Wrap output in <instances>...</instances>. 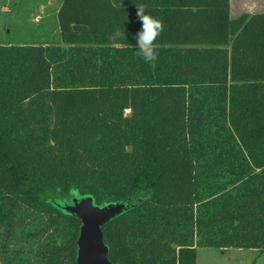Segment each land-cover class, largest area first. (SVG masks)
Returning <instances> with one entry per match:
<instances>
[{
  "label": "trees",
  "instance_id": "obj_1",
  "mask_svg": "<svg viewBox=\"0 0 264 264\" xmlns=\"http://www.w3.org/2000/svg\"><path fill=\"white\" fill-rule=\"evenodd\" d=\"M136 4L163 22L154 62ZM56 19V39L0 40V264H76L73 193L131 203L101 226L112 264L264 251V11L61 0Z\"/></svg>",
  "mask_w": 264,
  "mask_h": 264
},
{
  "label": "rangeland",
  "instance_id": "obj_2",
  "mask_svg": "<svg viewBox=\"0 0 264 264\" xmlns=\"http://www.w3.org/2000/svg\"><path fill=\"white\" fill-rule=\"evenodd\" d=\"M61 0H0V40L24 43L58 37L56 12ZM264 0H230V12H263ZM196 264H264V251L253 248L198 247Z\"/></svg>",
  "mask_w": 264,
  "mask_h": 264
},
{
  "label": "water",
  "instance_id": "obj_3",
  "mask_svg": "<svg viewBox=\"0 0 264 264\" xmlns=\"http://www.w3.org/2000/svg\"><path fill=\"white\" fill-rule=\"evenodd\" d=\"M55 203L80 221L77 238L76 264H112L107 258V246L102 239L101 226L130 207L129 201L96 205L89 195L73 193L69 200Z\"/></svg>",
  "mask_w": 264,
  "mask_h": 264
},
{
  "label": "clouds",
  "instance_id": "obj_4",
  "mask_svg": "<svg viewBox=\"0 0 264 264\" xmlns=\"http://www.w3.org/2000/svg\"><path fill=\"white\" fill-rule=\"evenodd\" d=\"M137 17L141 22V30L136 34V55L146 63L158 58L156 41L164 30L163 22L146 12L147 5L136 4ZM147 13V14H146Z\"/></svg>",
  "mask_w": 264,
  "mask_h": 264
}]
</instances>
